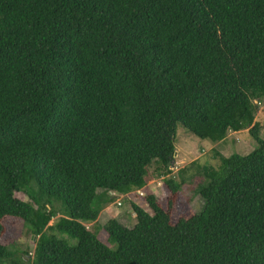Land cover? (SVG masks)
Returning <instances> with one entry per match:
<instances>
[{
  "label": "trees",
  "instance_id": "1",
  "mask_svg": "<svg viewBox=\"0 0 264 264\" xmlns=\"http://www.w3.org/2000/svg\"><path fill=\"white\" fill-rule=\"evenodd\" d=\"M263 100L264 0H0V239L7 219L36 239L0 264H264ZM178 124L258 143L195 166L199 212L190 169L170 176ZM132 192L134 227L97 226Z\"/></svg>",
  "mask_w": 264,
  "mask_h": 264
},
{
  "label": "rangeland",
  "instance_id": "2",
  "mask_svg": "<svg viewBox=\"0 0 264 264\" xmlns=\"http://www.w3.org/2000/svg\"><path fill=\"white\" fill-rule=\"evenodd\" d=\"M259 105V110L256 115V120L261 123L262 130L260 131L259 138L264 140V100ZM258 147V143L254 138H252L249 129L242 132L229 133L227 138L223 141L212 143L208 139H201L188 130H186L181 124L177 125L176 134H175V148L176 155L175 162L171 167L173 173L172 177L179 180L180 170L190 169L188 174L192 177V182L185 184L182 189V195L190 200V207L199 212L202 210L203 201L200 195L197 193V186L202 182L203 175L197 174V166L201 169L205 166H211L212 168H219L222 164V159L229 158L232 155L238 154L241 156H246L254 151ZM196 166V167H195ZM152 177L151 180L148 178V186L151 190V193L155 195L158 199L162 200L163 204H166L169 198V192L164 186V180L170 179V176L157 178L156 176V167L153 166L149 170ZM135 192H132L128 196V201L124 200L123 196H119L118 199L115 198L114 202L108 205L100 214L98 219L97 226L105 224L110 219H116L120 221L121 224L128 228L134 227L136 224V218L133 214V209L131 201L134 200L136 203H139L147 211L149 209L142 203L140 199H137L134 196ZM139 195L143 196V191L137 192ZM17 197L21 200H25V196L21 193L17 194ZM122 200L123 205L119 206L118 203ZM124 200V201H123ZM186 210L188 212V206L185 204ZM181 211H184L185 208L181 207ZM55 220V219H54ZM52 221L50 225L53 223ZM6 225L5 235L0 239V242L8 245L13 243L14 240L20 239L19 243L24 249L34 248V242L36 239L34 237L22 236V233L25 229L23 228V221L19 219H7L4 221ZM90 226V224L88 225ZM101 240L112 250L117 248V244H112L108 242L106 235H100Z\"/></svg>",
  "mask_w": 264,
  "mask_h": 264
},
{
  "label": "clouds",
  "instance_id": "3",
  "mask_svg": "<svg viewBox=\"0 0 264 264\" xmlns=\"http://www.w3.org/2000/svg\"><path fill=\"white\" fill-rule=\"evenodd\" d=\"M258 105H260V103H257ZM176 155V154H175ZM112 195H115V196H117V193L116 194H114V193H112ZM120 196V195H119ZM119 196H117V199H118V197ZM122 196V195H121ZM129 196V195H128ZM124 197V199H125V196H123ZM120 204H122V200L120 199V201H119V203H118V205H120Z\"/></svg>",
  "mask_w": 264,
  "mask_h": 264
}]
</instances>
